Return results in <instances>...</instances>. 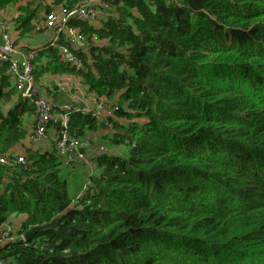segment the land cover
Returning a JSON list of instances; mask_svg holds the SVG:
<instances>
[{
    "label": "trees",
    "instance_id": "1",
    "mask_svg": "<svg viewBox=\"0 0 264 264\" xmlns=\"http://www.w3.org/2000/svg\"><path fill=\"white\" fill-rule=\"evenodd\" d=\"M77 1L0 0V19L20 43L41 34L40 9ZM72 26L85 47L62 37L38 50L35 78L74 74L87 97L104 99L102 119L77 104L68 120L104 145L94 170L83 167L80 193L66 176L74 165L51 145L27 149L26 164L0 163V227L15 226L0 262L264 264V0H114L95 22ZM33 112L0 60V156L19 155Z\"/></svg>",
    "mask_w": 264,
    "mask_h": 264
},
{
    "label": "built area",
    "instance_id": "2",
    "mask_svg": "<svg viewBox=\"0 0 264 264\" xmlns=\"http://www.w3.org/2000/svg\"><path fill=\"white\" fill-rule=\"evenodd\" d=\"M114 0H78L72 7L57 4L44 16V29L49 35V45L57 46L62 37L70 42L75 52L85 47V37L80 33L79 27L72 26L75 22H95L99 15L111 6ZM0 60L9 64V71L14 80L17 91L28 98L35 108L34 130L29 136L30 142L41 143L43 140L50 142L56 150L57 156L61 157L64 164L85 158V150H89V139H81L68 128L69 112L72 106L69 103H55L50 99L41 82L37 81L34 74V61L40 46H30L15 43L14 34L10 24L0 19ZM68 46L62 47L63 58L77 68L83 67V62ZM95 102L93 108H89L84 102L78 104L74 110L84 114H91L97 119L110 114L111 111L104 105L103 99L87 97ZM99 100V101H98ZM83 105V106H82ZM63 113H57L55 110ZM108 111V112H107ZM52 121H60L62 128L52 132L49 125ZM48 130L50 132H48ZM105 151L102 146L100 148ZM2 164H26L24 156H0ZM85 188V187H84ZM15 226L7 225L2 231L0 241L12 238ZM22 235V239H24ZM0 264H4L0 262Z\"/></svg>",
    "mask_w": 264,
    "mask_h": 264
},
{
    "label": "crops",
    "instance_id": "3",
    "mask_svg": "<svg viewBox=\"0 0 264 264\" xmlns=\"http://www.w3.org/2000/svg\"><path fill=\"white\" fill-rule=\"evenodd\" d=\"M12 10H13V8H10V10L8 12H10ZM8 12L6 14H8ZM10 27H11V30L13 31V34L15 35L13 25L10 24ZM38 28L42 29V32L39 36L36 35L35 37H30L26 41H21L20 44H22V46H24V45L40 46L42 50H47L48 48H54V47H51L49 45V35L47 32H45L44 23H43L42 27H38ZM55 75H70V76L73 75V77L80 80L79 86H80V89L82 88L81 87L82 82L78 76H76L74 74L63 73V74H49V75L44 76L42 79H40L39 81L41 82V84H42L41 86L44 88V90L47 92V90L49 89L53 92L61 93V95H62V98L60 101L61 103L66 102V103H69L70 105L80 104L81 100L83 98L82 97L83 95L81 97H79L76 94L77 93L76 89L72 90L73 88L61 86L59 83L54 82L52 79H50V76H55ZM80 89H79V91L81 92L82 90H80ZM26 116L29 118V121L28 120L25 121V126L27 129L26 137H25L22 144H19V145L15 146V148H14L15 152L21 156H23L26 153L27 149H29V148H32V149L33 148H42V149H44L45 147H48L50 145V142H48L47 140H43L41 143H38V144H34L33 142H30L29 136H30L31 132L34 130V124H35V119H36L35 112H33V114L31 116H28V115H26ZM88 151L90 153H92V144L90 145V148ZM14 220L17 222V217H14Z\"/></svg>",
    "mask_w": 264,
    "mask_h": 264
},
{
    "label": "rangeland",
    "instance_id": "4",
    "mask_svg": "<svg viewBox=\"0 0 264 264\" xmlns=\"http://www.w3.org/2000/svg\"><path fill=\"white\" fill-rule=\"evenodd\" d=\"M45 12H46V10L44 11L42 9H40V11L38 12V19L35 22L38 27H42V25H43ZM12 14H13L12 11L8 12V14H7L8 20L10 19ZM50 79H52L54 82L59 83L61 86L73 88L72 90L76 89L77 90L76 94L79 97H81L83 95L82 96L83 102L89 108H93L92 102L87 99L88 93H87L86 89L82 85H81L82 88L80 89V86H79L80 80L79 79L73 77V75L72 76H70V75H55V76H50ZM79 89L82 90L81 91L82 93L79 91ZM104 105L106 108L107 106L105 103H104ZM102 118H103V116L101 117V119ZM99 144H103V143L99 142L97 145L94 144V146L92 147V153H90L88 150H85V152H84L85 158L83 160L73 162L74 167L69 169L70 172L66 174V176L70 179V183H71L72 188H75L77 190V189L84 186L86 179L84 177L85 169L83 167H86L87 170L88 169L92 170V168L94 170L92 158H93V155L98 154L99 147L101 146ZM93 149L96 151H94ZM76 192L80 193V191H78V190ZM2 228H3V226L0 227V237H1L2 231L4 230V228L3 229Z\"/></svg>",
    "mask_w": 264,
    "mask_h": 264
},
{
    "label": "water",
    "instance_id": "5",
    "mask_svg": "<svg viewBox=\"0 0 264 264\" xmlns=\"http://www.w3.org/2000/svg\"><path fill=\"white\" fill-rule=\"evenodd\" d=\"M56 221L57 219L52 220L50 223L47 224H43V225H37L34 226L32 228H30L29 230H27L24 234V240H30V238L40 232H44L47 230H50L52 228H56Z\"/></svg>",
    "mask_w": 264,
    "mask_h": 264
},
{
    "label": "bare ground",
    "instance_id": "6",
    "mask_svg": "<svg viewBox=\"0 0 264 264\" xmlns=\"http://www.w3.org/2000/svg\"><path fill=\"white\" fill-rule=\"evenodd\" d=\"M239 24V23H238Z\"/></svg>",
    "mask_w": 264,
    "mask_h": 264
}]
</instances>
